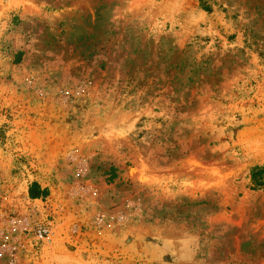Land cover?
Returning <instances> with one entry per match:
<instances>
[{"label":"rangeland","instance_id":"374dc122","mask_svg":"<svg viewBox=\"0 0 264 264\" xmlns=\"http://www.w3.org/2000/svg\"><path fill=\"white\" fill-rule=\"evenodd\" d=\"M0 264H264V0H0Z\"/></svg>","mask_w":264,"mask_h":264},{"label":"built area","instance_id":"2783aa9c","mask_svg":"<svg viewBox=\"0 0 264 264\" xmlns=\"http://www.w3.org/2000/svg\"><path fill=\"white\" fill-rule=\"evenodd\" d=\"M28 232H29L28 236H32L34 242H38V243H48L50 242V239L52 237L51 229L48 226H44L41 224H36L34 227H30ZM12 251L15 252L16 247H13Z\"/></svg>","mask_w":264,"mask_h":264},{"label":"trees","instance_id":"16d2710c","mask_svg":"<svg viewBox=\"0 0 264 264\" xmlns=\"http://www.w3.org/2000/svg\"><path fill=\"white\" fill-rule=\"evenodd\" d=\"M31 196H34V194L32 193Z\"/></svg>","mask_w":264,"mask_h":264}]
</instances>
